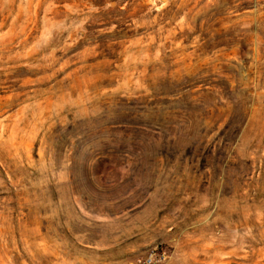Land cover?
Returning a JSON list of instances; mask_svg holds the SVG:
<instances>
[{"label": "rangeland", "instance_id": "rangeland-1", "mask_svg": "<svg viewBox=\"0 0 264 264\" xmlns=\"http://www.w3.org/2000/svg\"><path fill=\"white\" fill-rule=\"evenodd\" d=\"M0 264H264V0H0Z\"/></svg>", "mask_w": 264, "mask_h": 264}]
</instances>
